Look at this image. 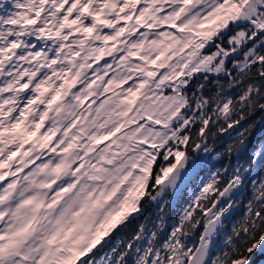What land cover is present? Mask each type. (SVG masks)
<instances>
[{
    "label": "clouds",
    "instance_id": "clouds-1",
    "mask_svg": "<svg viewBox=\"0 0 264 264\" xmlns=\"http://www.w3.org/2000/svg\"><path fill=\"white\" fill-rule=\"evenodd\" d=\"M216 5L0 0V234L24 230L0 264H251L264 199L239 153L264 65L251 28L223 35L251 0Z\"/></svg>",
    "mask_w": 264,
    "mask_h": 264
},
{
    "label": "snow or ice",
    "instance_id": "snow-or-ice-1",
    "mask_svg": "<svg viewBox=\"0 0 264 264\" xmlns=\"http://www.w3.org/2000/svg\"><path fill=\"white\" fill-rule=\"evenodd\" d=\"M145 3L148 2V0H144ZM185 3L188 2V0H184ZM239 0H217V5L213 9L214 13H219L222 10L232 11L234 8H236V5L238 4ZM251 2L254 5V15H249L242 23L237 22L236 25H229L228 30L223 33L225 38L227 35H229L234 27H249L252 29V31L255 32V35H252V38L248 41L247 45H245V48H252L254 52L260 53L259 56V63L260 65H264V0H251ZM84 11H87L85 8ZM123 11V9H121ZM146 11V10H145ZM213 13H209V16H212ZM143 16V12L141 13V17ZM141 17H137L138 20L141 19ZM219 18V17H217ZM205 20H208L207 17H205ZM211 23V21H208ZM12 23H15L13 21ZM28 23H33V21H28ZM86 31H90V29H86ZM123 31V30H122ZM252 33L250 32L249 35ZM31 43V41H29ZM224 47H227V45H223ZM36 47H39V42H37ZM188 47L187 44H185V48ZM216 47L215 43L208 45L207 48H205V51H211ZM233 59H241L240 55L233 54L229 56L228 61L229 63ZM249 60L252 59V57H248ZM155 63V61H153ZM250 68L255 71L257 68L256 63H252L250 65ZM232 72L235 73L236 69L233 68ZM259 79L264 80V67L260 68V75ZM189 87H191L189 85ZM235 91V89H233ZM251 120L245 121L244 124L247 126L248 124H251ZM157 124L159 125L160 122L157 121ZM240 128V126H237ZM7 131V130H5ZM12 133L14 136L19 137L23 142H27V136L29 133L25 131V129L21 125H14L12 129ZM253 133L256 134V137L253 138ZM3 133H0L2 135ZM264 141V121H261L255 125H253L249 132L246 134V138L242 141L243 150L239 153V159L243 161H247L244 168L241 169V171L244 172V177L247 180L248 185L250 186L253 194L261 199H264V148L260 147V142ZM223 147V145H221ZM220 148H216V152H220ZM180 153H177V160L180 159ZM203 157L199 158V160H202ZM225 165V158L224 157H216V164L213 167L216 166H224ZM189 167H193L191 163L189 164ZM209 171V167L207 165H201L198 170H196L195 174L196 176H202L205 175ZM167 175V173H165ZM251 206V205H249ZM234 216H226L225 220H231ZM24 230H19L17 233H13L11 236H4L0 234V241H7V243L0 244V252H4L11 247L15 245V240L12 238L14 236H19L22 234ZM47 255V253L45 254ZM54 264V262H53ZM131 264V262H130Z\"/></svg>",
    "mask_w": 264,
    "mask_h": 264
},
{
    "label": "trees",
    "instance_id": "trees-1",
    "mask_svg": "<svg viewBox=\"0 0 264 264\" xmlns=\"http://www.w3.org/2000/svg\"><path fill=\"white\" fill-rule=\"evenodd\" d=\"M251 119H255V117H252ZM253 138H257L255 133H253ZM261 250H264V242L258 246V250H254L249 254L252 258L251 264H260L261 261H264V251Z\"/></svg>",
    "mask_w": 264,
    "mask_h": 264
}]
</instances>
